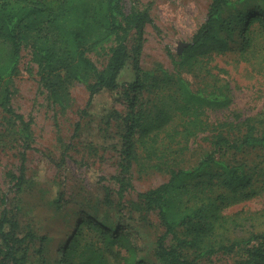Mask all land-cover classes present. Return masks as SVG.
<instances>
[{
    "label": "rangeland",
    "instance_id": "obj_1",
    "mask_svg": "<svg viewBox=\"0 0 264 264\" xmlns=\"http://www.w3.org/2000/svg\"><path fill=\"white\" fill-rule=\"evenodd\" d=\"M232 1L243 10L264 9V0ZM210 2L124 0L127 11L134 6L148 8L155 23H147L145 27L141 65L153 69L161 63L170 72H176L178 66L174 58L181 59L180 51L189 46L187 43L192 42L194 34L205 22ZM9 50L10 45L0 41L2 58ZM261 50V55L243 59L239 44L234 43L232 49L224 53L214 50L196 53L198 65L192 63L193 57L181 66L183 75L195 90L217 88L229 95L230 101L226 104L205 105L204 109L210 122L229 121L222 127L230 131L233 138L243 135L251 125L258 133L264 131L263 47ZM91 56L101 68L107 62L105 54L91 52ZM135 77L136 73L131 69L121 86L99 93L90 108L91 113L84 114L89 99L86 85L66 80L62 84L64 105L53 101L41 84L30 48L23 50L19 71L0 84V102L9 93L16 111L24 114L26 119L33 118L28 137L20 122L0 106V216L7 212L16 217L21 226L15 241L1 245L0 264H62L63 253L59 246L64 241L68 247L73 238H76L74 249L92 257L103 250L112 264H127L130 260L136 264H164L156 256V244L165 227L158 211L143 208L138 193L169 179L170 173L165 167L157 166L158 161L169 162L178 168L197 166L212 149L214 126L191 135L189 140H182L181 145L187 147L178 154L161 158L149 156L138 143V159L133 160L128 173L124 172L122 134L125 123L123 118L114 117L107 124L101 114L116 110L126 116L133 100L128 84ZM160 83L165 86L164 81ZM167 87L171 90L174 84L167 82ZM137 94V108L144 105L150 109L152 114L148 119L155 122L152 132L161 134L159 146L164 150L170 142L165 136L166 131L181 128L186 117L172 111L168 120L157 123L156 118L153 119L159 108H163L161 103L147 91ZM78 122H81L80 129H77ZM181 138L176 136L179 141ZM26 143H31L34 148L27 150L26 182L19 191L10 172L20 174ZM174 144L178 148L181 146ZM226 157L231 158L232 154L227 153ZM246 157L261 166L253 195L234 201L226 208L228 214H238L244 223L243 227L233 230L231 235L234 237L249 235L253 224L257 230H264V150H253ZM115 176L126 177L132 186L121 191ZM93 222H98L100 228L117 229L123 240L114 246L107 245L101 234L103 228H97ZM250 247L244 245L229 253L217 252L200 264H249ZM76 256L77 262L82 261L81 256Z\"/></svg>",
    "mask_w": 264,
    "mask_h": 264
},
{
    "label": "trees",
    "instance_id": "obj_2",
    "mask_svg": "<svg viewBox=\"0 0 264 264\" xmlns=\"http://www.w3.org/2000/svg\"><path fill=\"white\" fill-rule=\"evenodd\" d=\"M147 23L155 24L149 9L134 6L127 11L124 0H0V41L10 45L9 54L5 58L0 56V84L19 71L23 50L30 48L41 84L53 101L64 105L62 84L66 80L82 82L89 91L83 112L90 114L96 96L105 90L117 89L133 69L136 77L128 84L133 99L130 111L125 117L116 110L101 114L107 124L114 117L123 118L125 123L122 134L124 172L128 173L133 160L138 159V143L149 156L161 158L178 154L187 147L181 145L182 140H189L191 135L214 126L211 130L212 149L197 166L178 168L169 162L158 161L156 165L165 167L170 173L169 179L138 193L143 208L158 211L165 227L157 239V258L164 264H200L217 252L229 253L245 245L251 246L248 249L249 264H264V230H257L253 224L249 235L234 237L231 235L233 230L243 227L244 223L238 214L226 212L229 204L252 196L256 190L253 189L254 182L261 163L248 160L246 156L256 149L264 150V131L258 133L251 125L243 135L233 138L232 133L222 127L229 121L210 122L205 117V105L222 106L230 101L229 95L217 88L195 90L181 71V66L196 53L211 50L224 53L232 49L234 43L239 44L243 59L261 55L262 47L264 49V9L243 10L232 0H211L205 22L189 46L180 52L181 59L174 58L178 66L176 72H170L161 63L153 69L141 65ZM91 52L107 56L102 68ZM192 63L198 65L200 61L195 57ZM160 81H164L165 86ZM167 82H172L174 88L169 90ZM145 91L154 94V100L163 106L153 121L155 118L157 123L168 120L172 111L186 117L181 128L166 131L165 136L170 142L164 150L159 146L161 134L152 132L155 122L148 119L152 114L150 109L144 105L137 108L136 105L137 93ZM0 106L20 122L29 137L33 118L26 119L24 114L16 111L9 93ZM197 127L201 129L197 130ZM80 128L81 122H78L77 129ZM177 135L183 137L181 141L176 139ZM174 143L181 146L178 148ZM33 148L31 143H26L20 174L10 172L19 191L26 182L27 150ZM227 153L232 157L227 158ZM114 178L120 183L121 191L132 186L124 176ZM214 189L218 190L209 192ZM110 200L108 195L107 201ZM93 225L103 228L98 222ZM20 227L16 217L4 212L0 216V247L3 243L15 241ZM101 234L109 246L123 240V235L111 227H104ZM75 245L76 238L68 247L62 241L59 246L60 253H63L62 264H112L103 250L92 257L74 249ZM75 256H81L82 261L77 262ZM127 264L136 263L130 260Z\"/></svg>",
    "mask_w": 264,
    "mask_h": 264
},
{
    "label": "water",
    "instance_id": "obj_3",
    "mask_svg": "<svg viewBox=\"0 0 264 264\" xmlns=\"http://www.w3.org/2000/svg\"><path fill=\"white\" fill-rule=\"evenodd\" d=\"M188 45H189V43H187ZM180 52H182V51H180Z\"/></svg>",
    "mask_w": 264,
    "mask_h": 264
}]
</instances>
